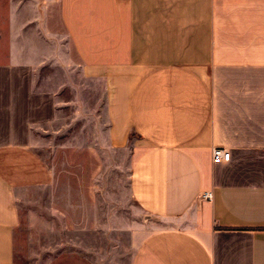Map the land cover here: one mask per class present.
<instances>
[{"label":"crops","instance_id":"obj_1","mask_svg":"<svg viewBox=\"0 0 264 264\" xmlns=\"http://www.w3.org/2000/svg\"><path fill=\"white\" fill-rule=\"evenodd\" d=\"M48 2L79 66L103 85L105 136H119L109 145L134 135L128 191L141 221L120 263L264 264V0ZM45 9L0 0V264H17L20 205L53 182L34 139L65 104L38 74ZM121 69L136 76L120 100L109 79ZM212 147L229 159L212 162ZM36 258L26 264H52Z\"/></svg>","mask_w":264,"mask_h":264},{"label":"rangeland","instance_id":"obj_2","mask_svg":"<svg viewBox=\"0 0 264 264\" xmlns=\"http://www.w3.org/2000/svg\"><path fill=\"white\" fill-rule=\"evenodd\" d=\"M30 1L37 3L39 12L45 7L48 12L47 62L38 74L58 84L65 104L55 121L34 137L53 167V182L31 194L30 206L20 205L15 260L121 264L128 231L141 221L128 191L127 151L134 135L129 133L125 146L109 145L119 142V136H105L103 85L88 79L67 40L58 34L53 22L57 4ZM135 76L128 69L114 71L111 94L121 100Z\"/></svg>","mask_w":264,"mask_h":264},{"label":"built area","instance_id":"obj_3","mask_svg":"<svg viewBox=\"0 0 264 264\" xmlns=\"http://www.w3.org/2000/svg\"><path fill=\"white\" fill-rule=\"evenodd\" d=\"M210 157L212 162L227 161L229 159V152L221 147H212L210 150ZM210 196L209 193H204L202 197Z\"/></svg>","mask_w":264,"mask_h":264}]
</instances>
